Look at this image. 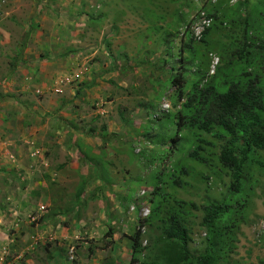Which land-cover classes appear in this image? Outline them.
Instances as JSON below:
<instances>
[{
  "label": "rangeland",
  "instance_id": "1",
  "mask_svg": "<svg viewBox=\"0 0 264 264\" xmlns=\"http://www.w3.org/2000/svg\"><path fill=\"white\" fill-rule=\"evenodd\" d=\"M247 29L264 45V0H0V264H131L136 233L153 247L138 264L154 259L157 184L186 203L202 255L203 208L225 197L230 172L217 139L178 131L173 80L184 74L190 94L239 69ZM253 58L264 79V51ZM252 177L249 220L220 264L264 261V172Z\"/></svg>",
  "mask_w": 264,
  "mask_h": 264
},
{
  "label": "trees",
  "instance_id": "2",
  "mask_svg": "<svg viewBox=\"0 0 264 264\" xmlns=\"http://www.w3.org/2000/svg\"><path fill=\"white\" fill-rule=\"evenodd\" d=\"M249 34L247 29L244 44L237 52L239 69L230 68L228 73L206 85H201L202 78L190 94L184 92V74L173 80L179 100L183 102L176 115L178 131L187 130L197 136L203 133L217 139L222 144L219 162L230 172L225 197L203 208L206 250L198 257L191 254L190 233L181 208L186 203L175 200L178 207L171 205L169 194L157 184L152 213H162L158 221L161 239L154 259L142 264H220L222 258L235 248L236 232L249 220L256 190L252 172H264V79L258 72L250 71L255 50L264 51V45L252 41ZM179 142V136L175 137L173 147L177 148ZM190 158L206 161L196 151L190 154ZM174 182L175 186L181 187L180 180ZM81 193L79 190L77 197ZM130 240L133 249L131 264H138L144 251L153 252V247H142L140 233Z\"/></svg>",
  "mask_w": 264,
  "mask_h": 264
},
{
  "label": "built area",
  "instance_id": "3",
  "mask_svg": "<svg viewBox=\"0 0 264 264\" xmlns=\"http://www.w3.org/2000/svg\"><path fill=\"white\" fill-rule=\"evenodd\" d=\"M210 26L211 19H209L206 14L202 13L197 20L192 22L190 32L196 40L200 41L203 38L205 31L210 28Z\"/></svg>",
  "mask_w": 264,
  "mask_h": 264
},
{
  "label": "crops",
  "instance_id": "4",
  "mask_svg": "<svg viewBox=\"0 0 264 264\" xmlns=\"http://www.w3.org/2000/svg\"><path fill=\"white\" fill-rule=\"evenodd\" d=\"M41 128H43V129H45V130L47 129L46 126H43V127H41ZM33 130H38V128L35 127V128H33ZM76 136H77V138L80 139L83 143H87V142H85L82 138H80L81 135H78V133H76Z\"/></svg>",
  "mask_w": 264,
  "mask_h": 264
}]
</instances>
